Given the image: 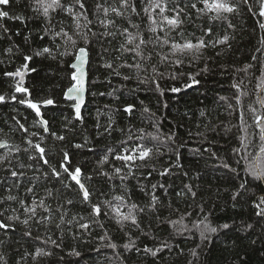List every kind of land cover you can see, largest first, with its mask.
Wrapping results in <instances>:
<instances>
[{
  "label": "trees",
  "instance_id": "1",
  "mask_svg": "<svg viewBox=\"0 0 264 264\" xmlns=\"http://www.w3.org/2000/svg\"><path fill=\"white\" fill-rule=\"evenodd\" d=\"M64 2L67 4L72 0ZM234 2L239 3V0ZM95 3L96 0H85L90 19H95L92 15ZM249 3L254 11H258L256 0H249ZM30 5L31 0H10L8 5H0V11L9 12V18H0V25H3L0 27V96L5 97L0 102V142L6 143V148L0 150V157H7L0 164V212L4 213L0 215V221L11 224L7 231L0 229V256L4 258L0 264H189L190 261L192 264H264V219L256 216L257 209L254 207L257 198L264 195V183L253 181L243 172L247 161L241 158L247 155L251 159L258 152L260 143L259 130L248 109L251 105L264 114V109L255 103L258 97L264 96V92L256 89L261 71H264V46L260 44V40L264 39V30L257 23L262 18L249 12L247 5L240 4L239 14L229 17L234 28H229L227 21H216L211 25L212 34L204 37L211 41L228 34L231 37L230 49L226 45L209 47L198 60L184 57V63L179 67L160 63L159 57L153 54V59L145 63L139 72L118 67L125 61L133 63L131 55L115 60L119 54L115 49L123 41L121 36L96 39L90 46L74 37L79 46L90 47L86 104L81 113L82 120H76L72 103L63 100V94L71 83L70 64L75 58L73 55L60 56L59 53L66 50L64 41L57 38L54 42L44 32L46 27L52 31L64 27L71 34V19L63 13H55L49 25ZM187 12L189 18L182 26L183 36L195 40L204 35L203 29L209 27V21L207 17L197 19L195 10L191 8ZM14 16L24 19H12ZM132 19L141 25V29L147 24L142 12ZM61 20L63 24L59 23ZM117 23L128 27L126 19ZM92 27L93 31H103L96 24ZM144 34L146 38L151 35L146 31ZM171 35L181 39L175 32ZM44 47L53 50L52 56L34 55ZM222 48L224 52L218 56L216 53ZM151 50L149 45L146 54ZM67 51L75 50L69 45ZM25 56L33 58L26 62ZM253 56L257 59L254 60ZM106 60L114 61L113 66L119 75L102 67ZM24 63L35 69L28 71L25 83L30 99L33 102L48 98L55 101L54 105L41 108L44 120L48 121L47 133L37 123L38 119L31 109L19 103L20 99L26 98V94L15 92L16 79L5 75L6 72H15ZM152 65H156L157 71L163 74V78L156 77L159 89L153 82ZM246 65L251 67L244 71ZM173 73L183 75L172 80L169 77ZM189 75L199 83L184 87L191 84ZM125 76L129 78L124 79ZM233 84H240V89L248 93L241 96L239 104L235 99L239 93ZM174 86L181 91L171 92L169 89ZM13 96L17 99L13 100ZM127 105L134 106L131 114L123 111ZM241 112L249 125L246 132L241 131ZM109 117L114 121L113 127L110 132H105ZM97 123L101 125L99 128ZM21 124L27 132L21 130ZM32 133L36 135L32 136ZM51 133L62 135L65 139L56 140ZM129 135L133 139L129 140ZM242 135L247 136L249 147L237 155L233 149L240 147L239 137ZM169 136L172 139H168ZM29 139L46 148L51 166L57 169L64 151L69 153L72 167L79 166L82 170V178L92 192V203L101 205L102 214L98 222H92L96 218L90 215L91 207L81 203L75 187L65 189L59 180L51 176L45 179L43 173L49 171L48 166L41 167L40 172L35 171L42 162L28 159L30 154H35L32 149L24 151L28 148ZM141 143L153 149V158L148 161L150 167L137 169L135 176L122 182L119 177L113 176L114 167H122L114 156ZM76 144L83 147L76 148ZM109 149H112L111 153ZM156 149L162 154L156 155ZM105 155L109 156V162L101 166L99 161ZM224 163L236 168L238 174L224 168ZM176 164L180 167H175ZM152 166L155 171H152ZM164 168L170 169L169 175L159 174ZM13 170L23 171L25 175L12 177ZM105 172L107 176L101 174ZM149 172H152L151 176H148ZM36 175L40 176V180L35 182V191L28 193L26 189L33 186L32 178ZM243 181H248L247 191L242 190L237 200L233 201L232 194ZM68 183L74 184L71 181ZM152 185L163 187L153 189ZM185 185L191 186L196 192L195 197L188 193ZM46 189H52V197H47ZM56 189H60L59 193ZM180 192L185 195L178 196ZM9 194L17 196V201L3 199ZM153 194L159 198V203L155 212H149L146 206ZM116 195H124L125 200L115 201L113 197ZM33 198L45 199L51 206V223H35V219L47 215L42 209H38L37 217L30 220L29 226L7 220L8 216L16 215L22 221L25 214L18 201L22 199L31 205ZM67 200L73 203L69 205ZM102 201L123 204L122 211H126L132 202L144 207L145 211L137 215L140 228L148 235H142L131 225L121 228L110 219V208ZM61 206L67 213L66 220L82 216L84 219L79 222L90 223V228L80 229L76 223H63L59 229L56 228L61 215L57 208ZM104 212L108 215H103ZM181 215L187 229L183 234H177L176 229L181 225L173 226L166 221L179 220ZM204 216L208 217L207 223L211 226L227 223L230 227L215 234L206 233L209 238L202 241L193 224ZM248 224L253 227L245 231ZM26 231H30L31 235L26 236ZM105 233L107 237L101 239ZM49 237L59 247L53 245ZM130 241L135 242V248L126 250L123 246ZM162 242H166L168 248L158 257H151L142 251L145 246L155 248ZM110 243L117 247H108ZM197 245L200 247L197 248ZM38 248L51 255L33 259ZM194 248L199 253L198 259L191 255L190 250ZM74 251L79 255H74Z\"/></svg>",
  "mask_w": 264,
  "mask_h": 264
},
{
  "label": "snow or ice",
  "instance_id": "2",
  "mask_svg": "<svg viewBox=\"0 0 264 264\" xmlns=\"http://www.w3.org/2000/svg\"><path fill=\"white\" fill-rule=\"evenodd\" d=\"M10 0H0V5H8ZM258 4V11H254L253 5L249 3V0H239V3L234 2V0H112L109 3V0H96L95 3V11L92 15L95 19L89 18V13L85 4V0H72L71 3L65 4L64 0H31V7L34 12L41 15L47 24L51 25V21L54 19L53 14L55 13H63L71 19V23L73 25L71 29V34L69 30H66L64 27H61L59 31H52L50 27H46L44 32L45 35H50L53 41L57 38H60L64 41L65 51L59 53L60 56L64 55H73L74 62L70 64V68L74 69V71L70 74V86L64 92V98L67 101H75L72 104V107L75 112V118L77 120H82L81 117V107L84 103V92L86 90V76L87 73L85 71V66L90 62V46L91 43L96 39H106L108 37L115 38L117 35L123 38L122 43H120L119 48L115 49L117 53H119L115 60L119 61L122 58L131 55L133 59V63L129 64L126 61L119 64L120 68H129L135 69L139 72L143 65L147 62H150L153 59V54L159 57V62L164 64H171L175 67H179L184 63V57H191L193 60H198L203 56L204 50L211 47L216 48L221 45H226L229 49L231 45L229 40L231 37L228 34H225L215 40H206L204 37L210 36L213 32L212 23L216 21H227L229 28H234V25L229 20V17L233 14H239L240 12V4L247 5L248 11L253 12L255 15H258L261 20H258V27L261 30H264V0H256ZM171 5V6H170ZM183 5V6H181ZM198 5H202L198 6ZM195 10L197 14V19L201 17H207L209 21V27L203 29L204 35L201 37L195 38V40L190 38H184L182 26L185 23L186 19L189 18L187 9ZM143 13L144 17L147 19V24L144 29H141V25L133 22L132 17H139ZM0 18H9L8 11H0ZM12 19H17L23 21L24 17L22 16H14ZM120 19H126L128 22V27H121L117 21ZM59 23L63 24V21H59ZM98 25L103 31L97 32L93 31V25ZM3 27V25H0ZM7 31V29H4ZM135 30V31H133ZM145 31L151 34L148 38L145 37ZM175 32L177 35L181 37L180 40H177L172 37V33ZM161 33L163 35H161ZM82 40L84 45L79 46L77 39ZM44 37L42 36L41 39ZM27 39V38H26ZM111 41H109L110 43ZM260 44L264 46V39L260 40ZM71 46L75 51L69 52L67 51L68 46ZM152 46V50L148 51L146 54V49L148 46ZM59 47V45H57ZM159 49V51H157ZM165 49H167L165 51ZM261 49H257L260 51ZM11 52V49H8ZM52 49L49 47H44L43 49L36 51L34 53L35 56L41 55H49L52 56ZM103 51H108L104 49ZM224 49L222 48L220 52L216 54L222 55ZM32 56H25L24 60L30 61L32 60ZM52 58H55L54 56ZM253 59L256 60L257 57L253 56ZM114 61L106 60L102 67L106 69L112 70L116 75H119V71L117 68L113 66ZM251 67V65H246L244 71L247 68ZM205 71L207 69H204ZM28 71H35V69H30L28 63H24L21 68L17 69L15 72H6L5 75L8 77L19 79L15 82V92L21 94H28L29 89L25 86L24 77ZM152 72L154 73L153 82L156 83L157 89L160 88L156 77L163 78V74L157 71L156 65H152ZM183 73H173L169 77L172 80L179 79ZM129 77L125 76L124 79H128ZM189 80H191V84H185L184 87H191L194 84L199 83L193 76L189 75ZM259 82L256 85V89L258 92H264V71H261V76L258 78ZM143 82V81H142ZM242 83V82H241ZM233 87L237 89L238 95L235 97L237 104L240 103L241 96L248 95L247 92H244L240 89V84H233ZM171 92L176 93L181 91L179 87H171L169 89ZM5 97L0 96V102L4 101ZM13 100L17 99L16 96L12 97ZM221 99H224L221 97ZM19 103L26 105L28 108L32 109L35 112L36 117L38 118L37 123L43 127L44 132H48V121L44 120L41 116L40 105L48 106L54 105L55 101L51 98L44 99L39 102H33L31 99L24 98L20 99ZM256 104L260 106L261 109H264V96H260L255 101ZM134 110L133 105H127L123 109L125 113L131 114ZM253 114V123L255 127L259 130V145L258 152L256 155L252 156L251 159L247 155L241 157L245 161H247L246 166L243 168V172L249 176L253 181L264 183V114L258 112V110L251 105H249L248 109ZM148 111V109H145ZM203 115V112L201 113ZM241 120V131L246 132L249 125L245 123L244 113L241 112L240 115ZM19 123V122H17ZM114 121L109 117V123L104 128L105 132H110L112 130ZM101 125L97 123V127L99 128ZM21 130L27 132V129L23 124L20 125ZM143 131V130H141ZM32 136H35L36 133H32ZM51 135L56 140H64L65 137L62 135H56V133H51ZM151 135V134H148ZM158 138V137H154ZM129 140L133 139L131 135L128 137ZM142 139V137H141ZM168 139H172V136H169ZM43 140V137H41ZM240 147L234 148L233 152L239 155L242 150L247 149L249 147L248 138L246 135H242L239 137ZM125 143V142H121ZM28 148H25L24 151L28 152L29 149L34 150L35 154H30L28 156L29 160H36L42 162L40 167L35 169L36 172H40V168L43 166H48L49 171L44 172L43 176L45 179H48L49 176L55 178L60 181L65 189H75L78 191L81 197V203L88 204L91 207L90 215L96 219H93L92 222H98V218L102 214V208L100 204H93L91 201L92 192L89 187L84 182L83 173L79 166L73 168L70 161V156L67 151H64L63 158L59 164V169L54 166H51L50 160L48 159V151L45 147L41 145V143H33L31 139L27 140ZM76 148L83 147L80 144L74 145ZM19 151V149H16ZM109 152H112V149H109ZM156 155H160L162 153L159 152V149H156ZM154 152L150 147L145 146L144 144H136L132 148H125L123 152L117 153L114 156V159L120 161L122 167H114L113 176L119 177L120 180L126 181L130 177L136 175V170L139 168H147L150 167L148 161L153 158ZM179 159V156L177 157ZM7 160V157H0V164L4 163ZM109 162V156L105 155L100 161L99 165H104ZM139 162V163H138ZM239 164V160L237 161ZM175 167H180L179 164L174 165ZM224 168L229 169L230 171L237 173L238 170L236 168H230L229 164L224 163L222 165ZM21 168L24 165H20ZM29 167H32L29 165ZM126 170V171H125ZM155 167L152 166V171H155ZM102 175L107 176L108 173H101ZM152 172L148 173V176H151ZM161 176L169 175L170 169L164 168L159 173ZM25 173L23 171H11L12 177H23ZM147 179L148 177H144ZM88 180L91 177H87ZM33 180V186L28 187L26 191L28 193H33L35 191L36 183L40 180V176L36 175ZM68 181L74 182V184L68 183ZM248 181H243L240 183L239 187L235 189L232 194V200L236 201L240 196L242 190L247 191ZM18 186V185H17ZM157 187H163V185H152L153 189ZM188 193H190L193 197L196 196V192L192 190L190 185H185ZM143 190V189H142ZM60 189H56V192L59 193ZM47 197L53 196L52 189H46ZM178 196H183L185 193L180 192L177 193ZM7 201H17V196L15 195H7L3 198ZM115 201L123 202L125 200L124 195H116L113 197ZM127 199H131V196L128 195ZM20 206L24 210L25 218L21 221L19 216L12 215L8 216V221H18L22 222L25 226H29L30 220H34L38 215V209H42L44 213H47L42 219H35V223H51L52 222V208L49 204L46 203L45 199L36 198L32 199L31 205H27L24 200L18 201ZM67 204L71 205L73 203L72 200H67ZM104 205H107L110 208L112 215L110 219L114 220L115 223L121 228L131 225L134 229L140 230L142 235H148V233L143 232L140 228V220L138 218L137 213H143L145 211L144 207L138 206L135 202H132L127 206L126 211H122L123 204L113 205L110 201H102ZM159 203V198L153 194L150 198L149 204L146 206L149 212H155L157 210V204ZM170 206V205H169ZM235 207V204L233 205ZM254 207L257 209L256 216L264 219V195L259 196L257 201L254 202ZM57 211L61 213L59 216L60 223H57L56 228H60L61 224L68 223L78 224L80 229H89L90 223H80V220H83L84 217H79L77 219L76 216H73L71 220H66L65 217L67 213L63 210V206L57 208ZM3 212H0V215H3ZM103 215H108V212H104ZM159 219V216H157ZM184 216L181 215L179 220H167L166 222L170 225H181V227L176 229L177 234H183V232L187 229V226L183 224ZM208 217L204 216V218L198 222H194L193 227L199 231V235L202 241L207 240L209 237L206 233L215 234L221 229H229V224L224 223L219 226H211L210 223H207ZM103 227V225H100ZM11 227L10 223H4L0 221V229L7 231ZM253 227L252 224H248L244 229H251ZM26 236H30L31 232L26 231L24 233ZM107 237V233H105L104 239ZM53 245L59 247L56 244L55 240H51V237L48 238ZM2 243V242H0ZM255 243V241H253ZM108 247L115 249L117 246L114 243H110ZM126 250L135 248V242L130 241L129 243L123 246ZM200 246L197 245V248ZM168 248V244L166 242H162L160 246L155 248H150L145 246L143 248V252L151 257H158V254L163 252L164 249ZM137 251H140L139 248H136ZM191 255L194 258H199V253L197 249L190 250ZM74 255H79L78 252H73ZM50 252L45 251L44 249L38 248L33 256V259L39 256H49ZM4 258L0 256V262H3ZM189 264H192L190 261Z\"/></svg>",
  "mask_w": 264,
  "mask_h": 264
},
{
  "label": "water",
  "instance_id": "3",
  "mask_svg": "<svg viewBox=\"0 0 264 264\" xmlns=\"http://www.w3.org/2000/svg\"><path fill=\"white\" fill-rule=\"evenodd\" d=\"M74 62V61H73ZM71 69V71H74V69H72V68H70ZM85 71H86V73H87V76H86V90H85V92H84V103H83V105H82V107H81V113H82V110H83V108H84V106H85V104H86V95H87V88H88V64L85 66ZM28 74H29V72H27L26 73V75H25V77H24V81H25V83H26V78H27V76H28ZM13 78V77H12ZM14 79H16V80H18L19 78L18 77H16V78H14ZM26 98H28V99H30V94L28 93V94H26ZM63 100H65V98H64V94H63ZM65 101H67V100H65ZM67 102H71L72 104H74L75 103V101H67ZM26 106V105H25ZM50 106H52V105H48V106H44V105H40V111H41V108H47V107H50ZM27 107V106H26ZM71 109L73 110V114H74V118H75V112H74V109H73V107H72V105H71ZM31 111L34 113V115H35V112L31 109ZM36 116V115H35ZM41 116H42V111H41ZM42 118H43V116H42ZM38 119V118H37ZM44 119V118H43ZM76 119V118H75ZM77 120V119H76ZM46 133V132H45ZM4 148H6V143L5 142H0V150H2V149H4Z\"/></svg>",
  "mask_w": 264,
  "mask_h": 264
}]
</instances>
